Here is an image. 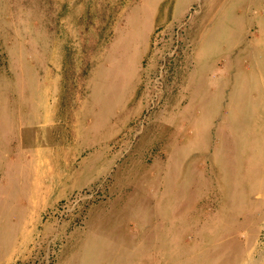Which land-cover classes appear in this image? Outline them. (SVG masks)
<instances>
[{
	"label": "rangeland",
	"instance_id": "1",
	"mask_svg": "<svg viewBox=\"0 0 264 264\" xmlns=\"http://www.w3.org/2000/svg\"><path fill=\"white\" fill-rule=\"evenodd\" d=\"M0 264H264V0H0Z\"/></svg>",
	"mask_w": 264,
	"mask_h": 264
}]
</instances>
